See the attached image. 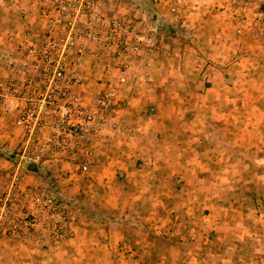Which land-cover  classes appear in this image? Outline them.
Here are the masks:
<instances>
[{
	"label": "rangeland",
	"instance_id": "obj_1",
	"mask_svg": "<svg viewBox=\"0 0 264 264\" xmlns=\"http://www.w3.org/2000/svg\"><path fill=\"white\" fill-rule=\"evenodd\" d=\"M51 1L33 0L35 18L29 19L21 10L19 26L0 22V75L7 65L14 64L24 32L38 28L45 34L48 30L44 13ZM202 1L89 0L94 4L91 14L95 21L79 19L75 29L92 55L82 58V83L76 92L90 101L111 88L119 95L127 94V100L105 125H95L99 135L91 147L68 140L62 153L57 150L58 140L46 145L45 137H29L13 120L9 123L12 133L0 146V264H197L214 260L219 239L227 235L223 243L239 240L238 255L250 263L254 238L263 235L253 233L264 227V0H237L231 11L215 7L204 15L212 25L208 28L211 34L223 28L229 43L235 42L229 48L239 46L234 59L232 52L226 51L222 70L211 68L204 75L203 61L188 52L189 48L198 51L199 28L184 26L189 14L203 13L199 11L206 4ZM143 3L161 9L156 15L144 13L159 19L147 33L133 28L141 13L136 10ZM108 4L111 9L105 10ZM126 4L134 8L125 12ZM251 18L261 30L254 39L249 35L251 25L244 23ZM65 32L62 27L57 35ZM86 32L93 33L96 42H88ZM144 50L150 56L166 55L156 80L173 86L159 92L163 103L150 101L140 107L142 122L128 126L125 115L131 93L125 71L132 72L131 63ZM89 58L96 61L93 81L85 67ZM205 79L235 83V87L201 98L199 88ZM202 100L209 107L205 114L200 109ZM11 108V102L6 101L1 118L7 112L12 114ZM218 114L223 116L221 121ZM83 163L86 170L81 168ZM134 182L141 185L131 190L129 185ZM126 186L130 193L158 200L138 203L135 208L141 217L149 218L153 216L150 211L158 208L155 212L163 218L156 223L159 227L152 226L151 219L134 217L136 212L118 199L99 202L104 190L114 198L123 196ZM8 195L14 196L13 201L6 199ZM170 210L175 211L166 216ZM210 211H217L213 216L220 219L203 221L200 213L205 216ZM77 218L95 233L89 237L80 230L77 234L104 242L103 248L81 245L85 248L77 254L70 250L68 240L75 234ZM215 226L221 231L209 233V227ZM201 228L207 233L200 235ZM263 246L260 241L255 250L262 251Z\"/></svg>",
	"mask_w": 264,
	"mask_h": 264
},
{
	"label": "built area",
	"instance_id": "obj_2",
	"mask_svg": "<svg viewBox=\"0 0 264 264\" xmlns=\"http://www.w3.org/2000/svg\"><path fill=\"white\" fill-rule=\"evenodd\" d=\"M92 10L94 4L89 0H52L44 13L48 30L45 34L38 28L24 32L17 44L14 64L7 65L0 75V118L2 105L10 101L15 127L28 132L29 137H45L46 145L58 140L57 150L61 153L68 140L91 147L99 135L95 125H105L127 100V94L119 95L111 88L90 101L76 92L82 83V58L92 54L77 36L75 27L79 19L94 22ZM171 12L177 17L175 7ZM62 27H66V34L58 36ZM85 34L88 42H96L93 33ZM41 128L46 131L37 133ZM81 166L86 170V164ZM13 198L8 195L6 199ZM35 201L40 203V198Z\"/></svg>",
	"mask_w": 264,
	"mask_h": 264
},
{
	"label": "crops",
	"instance_id": "obj_3",
	"mask_svg": "<svg viewBox=\"0 0 264 264\" xmlns=\"http://www.w3.org/2000/svg\"><path fill=\"white\" fill-rule=\"evenodd\" d=\"M32 2H33V0H0V14H2L4 16V17L2 15L0 16V22L4 21L6 23V25H8V26H19V24L22 23V21H23V19L21 18L20 14H19L21 12V10H24V12H26L28 14L29 19L35 18L37 11H36L35 7H32V4H31ZM236 2H237V0H205V1H202L201 3H203V4L206 3L205 6L203 7V9L200 8V10H199V11H203V13L200 12V15L189 14L188 17L186 18V22H184V26L186 29L187 28L188 29L194 28V27L199 28V36H198L197 42H196V43H199V47L197 48L198 51H195L192 48H189L188 52L193 51V53H195V56H197L196 58L199 59L200 61H203V68H204L203 75L205 74V71L208 72L211 68H212V70H214L215 68L222 70V68L224 67L223 65H224V61H225L224 56L227 55L226 51L232 52L231 58H233V59L239 51L238 50L239 46L234 47L233 45H231V49L229 48V44H232L235 42L233 41L232 43H229V40H227L225 30L223 28H221L220 31H218L217 33L211 34V32L209 31L208 28L211 27L212 25H210L209 18L207 16L204 17V15H208L209 10H214L215 7L217 9L219 8V9H225V10L231 11L232 9H234L236 7ZM144 3L139 5L140 7L137 8L138 10L135 9L136 11H138L139 13L141 12V13L136 17L137 20L134 21L135 25L133 28H137V31H139V32L145 31L147 33L146 30H150V29H152V27H156L158 25L159 19L154 18V16L153 17L152 16L147 17V15H144V13L145 14L146 13L149 14L150 12H152L154 14L160 13L161 9H159L160 7H157V5H151L152 8L148 5L144 6ZM133 8H132V6L129 8V6L126 4L124 9H126L125 12L126 11L130 12V9L132 10ZM108 9H111L109 4L105 8V10H108ZM190 9H194V8L190 7ZM8 11H10V12L14 11L15 13L14 14H12V13L8 14ZM147 11H149V12H147ZM253 17H254V15H253ZM235 19L237 20L238 18H233V20H235ZM127 20L130 21L131 20L130 17ZM168 21L169 20L167 19V22ZM228 22H230V21H228ZM241 22H243V21H241ZM253 22H254V18L248 19V21L244 22L247 25H249V24L251 25L250 29L252 30L251 31L252 33L249 34L251 39H254V34L256 35L257 31L261 32V30L259 29V25H257L256 22H254V24H253ZM197 24H198V26H196ZM224 24H226V23L223 22V25ZM145 32H143V33H145ZM261 34H263V33H261ZM263 40H264V37H263ZM211 43H215V44L212 45ZM262 43H264V42H262ZM226 44H228V47H226ZM258 44H260V43H258ZM212 50L214 52H212ZM144 51L140 54L141 55L140 58H137L134 62L131 63L130 70L132 69V72L129 73V72L125 71L127 73L128 79L130 81L129 88H130V93H131V96H129L128 102H127V106H128L129 110L128 109L126 110L129 112H127V114L125 115L127 117L125 120V123H127L128 126L131 123H133V124L137 123L138 124V123L142 122V120H144V115L143 114L139 115V114H141L140 113L141 112L140 107H142L143 105H146L150 101H151V103H156V102L158 104L163 103L164 101L161 102L163 100V98H161L160 95H158L159 92L162 90H166V88L169 86H173V83H168V81L167 82L165 81L166 85H167L166 86L165 83L158 82L156 80V77L158 76V72L162 68L161 60H163V59L165 60L166 55L163 56L161 54L154 53L150 56L149 55L150 53H148V50H144ZM166 54H167V52H166ZM183 54H185V53H183ZM167 56H169V55H167ZM86 64H87V66H85V67L88 69L87 74L90 77V81H93L92 80V78L94 76L93 71L95 70L96 61H94V58L93 59L89 58L88 62ZM133 68H135V71ZM140 71H141V73L138 74V72H140ZM184 87L187 88L189 86H184ZM190 87H189V89H190ZM234 87H235V83L228 82V84H226L222 81L217 82V81H212L210 79H205L204 82L202 83L201 87L199 88V91L201 92L200 97L203 98V95L208 96V93L212 92V91L217 92V91H221L223 89H233ZM205 92H207V94H205ZM202 103L203 104L200 105V109L205 114V112L207 111L205 109H207L208 105L204 104V100H202ZM142 111H144V110L142 109ZM12 114L10 112H7L4 115L5 117H2L0 119V146L4 143V140H8L9 134L12 133L10 131L11 127L9 125V123H11L13 120ZM204 114H202V115H204ZM213 114H216V113H213ZM218 115H221V114H218ZM222 117L223 116L221 115V118H219V121H221ZM133 119H135V120H133ZM207 120H208L207 117H204L203 122H207ZM214 120L218 121L217 118H215ZM0 166H1V160H0ZM126 170H129V172L131 173V169L126 168ZM137 184L141 185V182L132 183V186L129 185L130 189L133 190L134 189L133 187L136 186ZM106 187H108L107 184L104 186V188H106ZM129 187L126 186L127 191L123 196L114 197V198H112L111 196H108L107 191L104 190L105 194H104V196L101 197V199H99V202L103 201V203L106 204V201H114L115 199H118V201H122V203L125 204L126 208H130L136 212V213L134 212L135 213L134 217L151 219L153 221L152 226H154L155 228L159 227V225L156 226V223L160 224V221L163 218H160L159 217L160 215L158 213H156V212H158V208H157V210H155L156 212L150 211L151 215H153L152 218L141 217V215H140L141 213L139 211H137L135 208V206L138 203H144V202H150V201H151V203H154V202H158V200H155L153 198V196L141 195V194L139 195L138 193H135V194L130 193ZM91 197L94 198L95 196L93 195ZM156 207H158V206H156ZM174 211L175 210H170L169 212H167L166 216H170ZM210 212L211 213H209V214L206 213L205 216H204V212L200 213V214H202L201 218L203 219V221H205L206 219L208 221L211 218L216 219V220L220 219V218H218V215L213 216L214 213H218L217 211H210ZM164 218H167V217H164ZM154 220H157V221L154 222ZM81 221H82L81 219L77 218L76 222L73 223L75 226L74 227L75 228V230H74L75 234L72 235L73 238L71 240H68V242L71 243L70 244V247H71L70 250L72 252L76 253V251H80V250L85 248V247H81V245L82 246L95 245L96 247L100 246L101 248H103L104 246H101V245L104 242H102L98 239H94V237L90 238V239H84V237L82 238L78 235L80 230H83L84 233L89 237H91V234H93V235L95 234V233H93L94 229L92 227H89V226L82 224ZM216 224H217V221H216ZM263 225H264V220H263ZM257 227L255 226V228H257ZM259 228H263V229H258L253 234L258 235L261 232V233H263V235H261L262 236L261 239L254 238V240L256 242L252 246L254 252H253L252 259H250V263H248V264H264V246H263L262 251L255 250V247L258 246V243L260 241L264 242V227H259ZM209 229H211L209 231V233H211L212 230H214L215 233H219V231H221L216 226L215 227H209ZM199 230H202V232H199L200 235L207 233L206 228L205 229L201 228ZM233 230H228V231H232L231 236L235 235ZM107 233H108V236H109V234H111L110 231H108ZM227 236L223 237V239H219V242H220V244H218L220 246L218 249L219 253H218V255H216V258L214 260L207 261V262L201 260V261L197 262V264H204V263L205 264H246L245 262H243V260L238 255L239 249H240L239 240L231 238L232 240L227 239V241L225 243H223L226 240ZM256 237H258V236H256ZM110 239H109V241L111 243L112 241ZM91 240H92V242H91ZM106 243H108V242H106ZM104 245H105V243H104ZM113 248H115V246H113ZM72 256H74L73 253H72ZM75 260H78V259L75 258ZM170 263H171V261H170ZM172 263H174V262H172ZM180 264H181V262H180Z\"/></svg>",
	"mask_w": 264,
	"mask_h": 264
}]
</instances>
